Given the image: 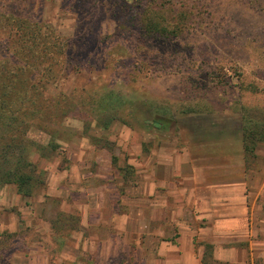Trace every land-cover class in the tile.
I'll use <instances>...</instances> for the list:
<instances>
[{"label":"rangeland","instance_id":"1","mask_svg":"<svg viewBox=\"0 0 264 264\" xmlns=\"http://www.w3.org/2000/svg\"><path fill=\"white\" fill-rule=\"evenodd\" d=\"M87 1L30 0L24 11L76 48L64 68L49 60L51 73L44 66L27 75L47 103L24 122L31 197L0 184V264H147L146 253L132 250L145 236H131L130 220H112L126 207L117 188L131 181L121 169L134 144L145 149L141 121L238 110L244 90L264 93V0ZM154 7L161 12L150 30L142 21ZM108 91L117 107L108 112L119 120L100 130L95 103Z\"/></svg>","mask_w":264,"mask_h":264},{"label":"crops","instance_id":"2","mask_svg":"<svg viewBox=\"0 0 264 264\" xmlns=\"http://www.w3.org/2000/svg\"><path fill=\"white\" fill-rule=\"evenodd\" d=\"M243 92L241 109L164 116L134 144L112 220L145 236L131 248L147 264H264V93Z\"/></svg>","mask_w":264,"mask_h":264},{"label":"trees","instance_id":"3","mask_svg":"<svg viewBox=\"0 0 264 264\" xmlns=\"http://www.w3.org/2000/svg\"><path fill=\"white\" fill-rule=\"evenodd\" d=\"M82 1L88 3L87 0ZM29 2L30 0H6L3 6L6 4L8 9L0 13V32L6 33L2 51L4 55H0V58L12 61L9 67L5 64L0 66V184H13L23 197H31L35 187L32 171L27 169L28 163L22 159L23 150H27L28 143L22 136L28 127H25L24 122L34 115L37 116L39 109L47 103L41 98L43 85L34 81L32 77L28 79L27 75L34 74L49 60L60 66V69L64 68L67 60L71 61L70 51L76 48L73 46L75 43L57 34L49 33L50 31L44 33V27L33 21L30 13L24 12ZM160 12L161 9L151 8L148 11L151 16L142 21L144 25L147 26L148 23L151 30L152 17ZM44 69L51 73L54 67L45 66ZM105 95L106 101L100 100L95 103L96 110L102 114V118L95 121L100 130H106L113 121L119 120L116 115L108 112L117 108L109 101L116 93L108 91ZM27 104L31 105L28 111L24 109ZM147 122L149 121L142 120L141 125L144 127ZM44 131L52 134L50 131ZM247 133L253 143L256 134Z\"/></svg>","mask_w":264,"mask_h":264}]
</instances>
